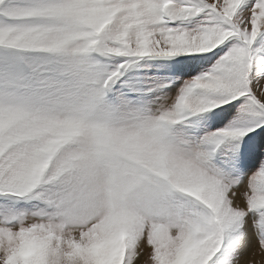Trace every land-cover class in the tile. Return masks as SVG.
<instances>
[{
	"label": "snow or ice",
	"instance_id": "1",
	"mask_svg": "<svg viewBox=\"0 0 264 264\" xmlns=\"http://www.w3.org/2000/svg\"><path fill=\"white\" fill-rule=\"evenodd\" d=\"M0 264H264V0H0Z\"/></svg>",
	"mask_w": 264,
	"mask_h": 264
}]
</instances>
